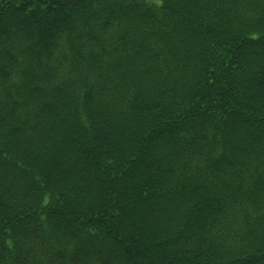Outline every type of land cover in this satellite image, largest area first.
<instances>
[{"label":"trees","instance_id":"16d2710c","mask_svg":"<svg viewBox=\"0 0 264 264\" xmlns=\"http://www.w3.org/2000/svg\"><path fill=\"white\" fill-rule=\"evenodd\" d=\"M0 264H264V0H0Z\"/></svg>","mask_w":264,"mask_h":264}]
</instances>
